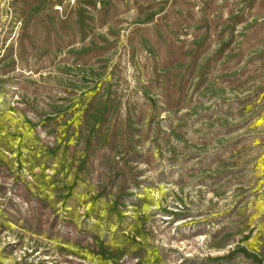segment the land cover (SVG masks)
I'll list each match as a JSON object with an SVG mask.
<instances>
[{
  "label": "rangeland",
  "instance_id": "obj_1",
  "mask_svg": "<svg viewBox=\"0 0 264 264\" xmlns=\"http://www.w3.org/2000/svg\"><path fill=\"white\" fill-rule=\"evenodd\" d=\"M0 264H264V0H0Z\"/></svg>",
  "mask_w": 264,
  "mask_h": 264
}]
</instances>
